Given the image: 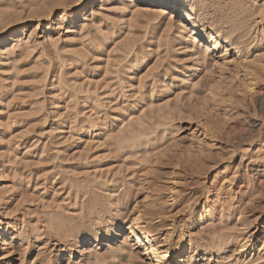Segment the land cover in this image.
<instances>
[{
	"label": "rangeland",
	"instance_id": "374dc122",
	"mask_svg": "<svg viewBox=\"0 0 264 264\" xmlns=\"http://www.w3.org/2000/svg\"><path fill=\"white\" fill-rule=\"evenodd\" d=\"M115 1L77 15L66 2L63 20L51 0H0V40L27 33L0 47V220L15 237L0 264H150L136 215L172 232L167 264H249L259 251L237 254L240 241H264V0H192L224 36L239 28V58L195 47L178 14ZM208 113L220 129L206 147ZM207 204L223 214L190 221Z\"/></svg>",
	"mask_w": 264,
	"mask_h": 264
},
{
	"label": "bare ground",
	"instance_id": "6f19581e",
	"mask_svg": "<svg viewBox=\"0 0 264 264\" xmlns=\"http://www.w3.org/2000/svg\"><path fill=\"white\" fill-rule=\"evenodd\" d=\"M47 1V0H46ZM50 1V0H48ZM196 1V0H194ZM200 3L202 2V0H199ZM232 1V0H231ZM36 2V1H35ZM44 5L47 4V2L45 3V1H43ZM67 2V5L69 2L72 3L71 5H73V7L76 9L75 15L79 14V13H83L85 10H87V8L89 6L95 5H99V3H104L105 0H51V2H49L50 5V9L48 10V12L46 13L47 16H51L54 12H56L57 9L62 8L63 7V17L61 19L65 20L66 19V15H65V10L67 8V6L65 5V3ZM99 2V3H97ZM195 2H192V0H116L115 1V5L119 6L122 4H131L133 6H136L137 8H143L145 6H148V9L145 10H149L151 8H155L157 10H160L159 15H164L167 14L169 12H171V14H178L181 16V24L184 25L185 23V27L188 28V26H191L190 31H188L187 34H189V41L190 43H195V47H196V42H201L205 41L208 42V44L205 46V49L203 50L204 53L209 52L210 50L217 52L220 56V58H224L225 56H227L229 53L228 52H233L235 57L239 58L240 56H242V53L244 52V50H246V48H241L240 45L236 42V38L239 39L238 36H234L235 34H237V32H239V28L234 30V26L235 24H231L234 28H230V30L226 33L227 35L224 36L223 32L221 30H219V28L215 25L216 23L214 22V24L211 23L210 21V17H208V13L204 14V16H197L198 14V10L195 8L194 5ZM199 3V4H200ZM196 4V3H195ZM198 4V3H197ZM233 4V3H232ZM231 4V5H232ZM234 5V4H233ZM47 6V5H46ZM66 6V7H65ZM237 6V5H236ZM255 6V5H254ZM1 7V6H0ZM11 7V6H10ZM120 7V6H119ZM235 7V6H234ZM233 7V8H234ZM48 8V7H47ZM14 9V8H13ZM93 9V8H92ZM127 9V8H126ZM232 9V8H230ZM10 13L9 15H13L12 9H10ZM152 10V9H151ZM157 10L155 12H157ZM203 10V9H202ZM235 10V8L233 9ZM232 10V11H233ZM237 10V9H236ZM35 11V10H34ZM46 11V10H45ZM127 11V10H126ZM137 11V10H136ZM153 11V10H152ZM150 11V12H152ZM2 12H4L2 10ZM1 12V13H2ZM9 12V11H8ZM17 12V10L15 11ZM116 12V11H115ZM148 12V11H147ZM154 12V11H153ZM224 12V11H223ZM263 12V11H261ZM34 14V12H31ZM41 13V12H40ZM45 13V12H44ZM42 13V15L44 14ZM44 14V15H46ZM200 14V13H199ZM10 15V16H11ZM16 15V14H15ZM41 15V16H42ZM264 15V14H263ZM7 16V15H6ZM8 16V17H10ZM32 16V15H30ZM34 16V15H33ZM46 16V17H47ZM83 16V15H82ZM139 16V15H138ZM242 16V15H241ZM16 17V16H15ZM202 17V18H201ZM19 18V17H18ZM32 18V17H31ZM256 18V17H255ZM10 18H5L2 15L0 17V20L3 21L5 24L4 25H8L10 24V22H5V20H7ZM12 19V18H11ZM14 19V18H13ZM17 19V18H16ZM85 19V18H83ZM253 19V18H252ZM62 20V21H63ZM76 18H72L71 21H75ZM0 21V22H1ZM23 19H20L18 22H22ZM77 21V20H76ZM222 21V19H221ZM13 22V21H12ZM71 23V22H70ZM187 23V24H186ZM211 23V24H210ZM246 23V22H245ZM23 24V23H22ZM168 24V23H167ZM223 24V23H222ZM3 25V23L1 22V26ZM3 25V26H4ZM6 25V26H7ZM87 25V24H86ZM220 25V24H219ZM224 25V24H223ZM3 26L0 28V30L3 29ZM237 26V24H236ZM255 26V25H254ZM221 27V26H220ZM23 28V27H22ZM4 31H2V34H5V30L7 31V29H3ZM238 30V31H237ZM5 32V33H4ZM26 31L23 29H15L13 31V38L10 39L9 41L6 39H1L0 40V47L1 49L5 48V52L6 50H10L8 47L10 44L11 46L13 45V48H17V46H22V44H24L21 40V38L27 34L25 33ZM70 32V31H69ZM73 32V31H72ZM28 36V35H27ZM27 38V37H26ZM30 39V38H29ZM259 39V38H258ZM101 40V39H100ZM29 41V40H28ZM13 43V44H12ZM22 43V44H21ZM28 43V42H26ZM30 43V42H29ZM55 43V42H53ZM189 43V44H190ZM19 44V45H18ZM188 44V43H187ZM188 44V45H189ZM225 46H223V45ZM27 45V44H26ZM29 45V44H28ZM53 45V44H52ZM202 45V44H201ZM55 46V45H54ZM223 46V48H222ZM30 47V46H29ZM34 47V46H33ZM83 47V46H82ZM187 47V46H186ZM199 47V46H198ZM12 48V49H13ZM25 48L28 54L30 53L28 46H26ZM24 48V50H25ZM188 48V47H187ZM194 48V47H192ZM2 49V50H3ZM36 49V48H35ZM197 48H194V50ZM203 49V48H202ZM222 49V50H221ZM4 50L2 52H4ZM59 50V49H58ZM63 50V49H62ZM69 50V49H68ZM82 50V49H81ZM134 50V49H133ZM188 52H193L191 51L192 49H187ZM190 50V51H189ZM73 51V50H72ZM88 51V50H87ZM248 51V49H247ZM23 52V51H22ZM78 52V51H77ZM197 52V51H196ZM26 53V54H27ZM61 53V52H59ZM58 53V54H59ZM69 53V52H68ZM24 54V53H23ZM66 54V53H65ZM92 54V53H91ZM197 54V53H196ZM203 54V53H202ZM247 54V52H246ZM25 55V54H24ZM77 55V54H76ZM205 55V54H204ZM259 55V54H258ZM48 56V55H47ZM78 56V55H77ZM29 57V56H28ZM60 57V56H59ZM83 57V56H82ZM92 57V56H91ZM75 58H79V57H69L68 58V62L69 60L73 61ZM96 58V56H95ZM80 59V58H79ZM202 59V58H201ZM235 59V58H234ZM254 59V58H253ZM258 59V58H257ZM4 60V59H3ZM60 60V59H59ZM63 60V59H62ZM225 60V59H224ZM238 60V59H237ZM261 60V59H260ZM81 61V60H80ZM64 63H66L65 61H63ZM67 62V63H68ZM214 62V61H213ZM225 62V61H224ZM227 62V61H226ZM79 63V62H78ZM215 63V62H214ZM235 63V62H234ZM81 64V63H80ZM57 65V64H56ZM64 65V64H63ZM226 65V64H224ZM246 65V64H244ZM259 65V64H258ZM261 65V64H260ZM65 66V65H64ZM239 65L235 66V70L237 71L240 67H238ZM264 66V65H263ZM61 67V66H60ZM245 68V67H244ZM227 69V67H226ZM246 69V68H245ZM48 71V70H47ZM50 71V70H49ZM223 72V71H221ZM253 75V74H252ZM249 77V76H248ZM209 78V77H208ZM232 78V77H231ZM261 78V77H260ZM211 80V79H210ZM235 81V80H234ZM244 81V80H243ZM256 82V81H255ZM258 82V81H257ZM231 83V82H230ZM234 83V82H233ZM246 83V82H245ZM225 84V83H224ZM241 84V83H240ZM248 84V83H247ZM42 85V84H41ZM140 85V84H139ZM239 85V84H238ZM242 85V84H241ZM246 84H244L245 87ZM247 87V86H246ZM251 87V86H250ZM160 88V87H159ZM233 88V87H232ZM224 89V88H223ZM222 89V90H223ZM234 89V88H233ZM232 89V90H233ZM236 89V88H235ZM251 89V88H250ZM221 90V89H220ZM237 90V89H236ZM247 90V89H246ZM242 92V91H241ZM257 94V93H256ZM224 95V94H223ZM244 95V94H243ZM222 96V95H221ZM230 96V95H229ZM255 96V95H254ZM189 99V98H188ZM223 99V98H222ZM228 99V98H227ZM225 102V101H224ZM239 103V102H238ZM246 105V104H245ZM242 106V105H241ZM122 108V107H121ZM121 111V110H120ZM124 111V110H122ZM121 111V112H122ZM212 113V112H210ZM125 113H121V116H124ZM127 114V113H126ZM227 115V114H226ZM214 116V115H213ZM213 116H211L209 113L204 117L205 119L203 120V122L199 125L200 129H202V135L205 138V142H202L205 144L206 147H208V145L213 144V137L211 136L213 135L214 132L219 131L218 129H220L218 127L217 123L218 121L212 120ZM262 116V115H261ZM168 117V116H167ZM173 117V116H172ZM256 118V117H255ZM258 118V117H257ZM116 121L119 120V118H115ZM229 120V119H228ZM262 120V118H261ZM230 123V122H229ZM225 125V124H224ZM163 126V125H162ZM129 127V126H128ZM226 127V126H225ZM242 128V127H241ZM245 128V127H244ZM131 130V129H130ZM244 130V129H243ZM258 130V129H257ZM136 131V130H135ZM122 132V131H121ZM254 133V132H253ZM230 134V133H229ZM223 135V134H222ZM254 138V137H253ZM138 140V139H137ZM201 140V139H200ZM246 140V139H245ZM132 141V140H131ZM211 147V146H209ZM177 148V147H176ZM192 148V147H191ZM204 148V147H203ZM210 149V148H209ZM134 150V149H133ZM191 150V149H190ZM201 151V150H200ZM202 151H204L202 149ZM205 152V151H204ZM166 153V152H165ZM212 153V152H209ZM197 154V153H196ZM207 151L204 155H207ZM219 154V153H218ZM208 156H206V158L208 159ZM211 157V156H210ZM209 157V158H210ZM167 158V157H166ZM192 158V157H191ZM202 158H204V156H202ZM204 158V159H206ZM212 158V157H211ZM162 159V158H161ZM201 159V158H200ZM230 161L232 160V157L228 158ZM197 160V159H196ZM209 160V159H208ZM257 160V159H256ZM205 161V160H203ZM217 161V160H216ZM151 163V162H150ZM208 165V164H207ZM149 166V165H148ZM145 167V166H144ZM213 167V166H211ZM186 171V170H185ZM196 173V172H195ZM187 174V173H186ZM236 174V173H235ZM142 175V174H141ZM184 175V174H183ZM151 176V175H150ZM234 180V179H233ZM235 182V181H234ZM137 184V183H136ZM134 186V185H133ZM191 186V185H190ZM224 187V186H223ZM144 188V187H143ZM142 190V189H141ZM166 191V190H165ZM177 191V190H176ZM113 192V191H112ZM139 193V192H138ZM144 194V193H143ZM160 194V193H159ZM172 194V193H171ZM170 194V195H171ZM224 195V194H223ZM176 196L171 195L170 198H174V200ZM145 198V197H144ZM143 198V199H144ZM180 199V198H179ZM252 200V199H251ZM161 201V200H160ZM250 201V200H249ZM131 202V201H130ZM228 203V202H227ZM148 206V205H147ZM137 208V207H136ZM147 208V207H146ZM151 208V207H150ZM148 208L146 211L153 215V216H157L158 219L161 218L160 216V211L157 210L156 208L152 207L151 209ZM210 205H206L202 211L199 212H193L191 215V220L190 221H196L198 218L200 217H204L206 220L212 221L217 214H223L221 211H219L217 208H214L213 210H210ZM181 210V209H180ZM229 211V210H228ZM245 217V216H244ZM154 220V219H153ZM158 221V220H157ZM154 222V221H153ZM151 220H148L146 218H144L143 216L140 215H136L134 217H132L130 220H128V231L130 233V235H133V237L137 240V243H140L143 247L144 250L141 254V256H146L147 257V261L150 264H167V259L170 257L172 250H171V240H170V236L172 234L171 233H167V235H163L161 232V228L163 227V224H157V223H153ZM161 222V221H160ZM159 223V222H158ZM228 232V231H227ZM62 235V234H61ZM225 235V234H224ZM61 238V237H60ZM182 238V237H181ZM91 239V238H90ZM89 239V240H90ZM15 241V237L13 234H10L9 231L6 230V228L3 226V222L0 220V245L5 246L6 248L1 249L0 248V263H2L3 260H5L4 257V253L8 252L9 249L11 248L10 245L12 244V242ZM81 242V241H80ZM182 245L180 246L179 249V253L178 256L181 257L182 255L186 254L189 250V246L188 244L184 241V239L182 240ZM232 242V237H230L229 234H226L225 236H219L218 238L212 239L211 240V244L210 246H214L217 247L218 249L220 248L221 250L227 248L229 246V244ZM240 249L237 252V254H244L249 250L252 254V252L254 253L255 248L259 251L258 256L256 259H253L252 261H249V264H253L255 262L261 261L264 262V241L258 243V247H255V244L252 245L251 242V238L250 237H246L244 238L242 241H240ZM85 243V242H84ZM257 252V251H256ZM248 253V252H247ZM76 255L80 254L79 249H77L75 251ZM179 257L176 258V261H178ZM121 262V261H120ZM261 264V263H260Z\"/></svg>",
	"mask_w": 264,
	"mask_h": 264
}]
</instances>
